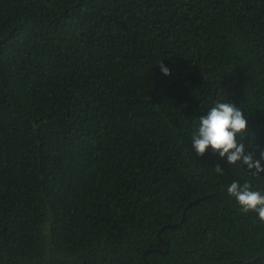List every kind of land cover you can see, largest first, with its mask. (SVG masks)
<instances>
[{
	"label": "trees",
	"instance_id": "trees-1",
	"mask_svg": "<svg viewBox=\"0 0 264 264\" xmlns=\"http://www.w3.org/2000/svg\"><path fill=\"white\" fill-rule=\"evenodd\" d=\"M224 101L259 159L264 0H0V264H264V172L191 150Z\"/></svg>",
	"mask_w": 264,
	"mask_h": 264
},
{
	"label": "clouds",
	"instance_id": "clouds-1",
	"mask_svg": "<svg viewBox=\"0 0 264 264\" xmlns=\"http://www.w3.org/2000/svg\"><path fill=\"white\" fill-rule=\"evenodd\" d=\"M157 64L161 75H170L171 69L166 64L161 61ZM247 128L248 121L240 108L233 103L216 102L199 117L195 132L190 137L191 150L198 156L211 150L227 164L240 163L249 170L264 172V152L259 159L254 158L245 144L238 140ZM216 169L222 171L219 166ZM227 193L235 199L242 212H254L258 220L264 222V195L253 190L249 182L233 181L227 187Z\"/></svg>",
	"mask_w": 264,
	"mask_h": 264
},
{
	"label": "water",
	"instance_id": "water-1",
	"mask_svg": "<svg viewBox=\"0 0 264 264\" xmlns=\"http://www.w3.org/2000/svg\"><path fill=\"white\" fill-rule=\"evenodd\" d=\"M192 203V202H191ZM190 203V204H191ZM188 206H189V204H188ZM183 218H184V213L182 214V218L180 219V222L183 220ZM175 225H177V224H168V225H166V227H174ZM146 264H149L148 262H146Z\"/></svg>",
	"mask_w": 264,
	"mask_h": 264
}]
</instances>
